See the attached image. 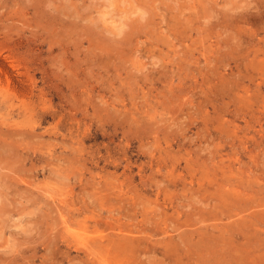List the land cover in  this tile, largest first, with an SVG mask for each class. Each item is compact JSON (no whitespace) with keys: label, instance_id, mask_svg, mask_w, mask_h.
<instances>
[{"label":"rangeland","instance_id":"374dc122","mask_svg":"<svg viewBox=\"0 0 264 264\" xmlns=\"http://www.w3.org/2000/svg\"><path fill=\"white\" fill-rule=\"evenodd\" d=\"M0 264H264V0H0Z\"/></svg>","mask_w":264,"mask_h":264}]
</instances>
